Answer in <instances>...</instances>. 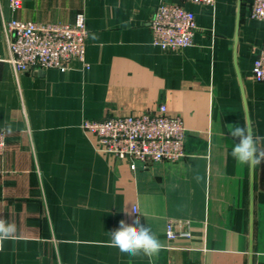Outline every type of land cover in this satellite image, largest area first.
Returning <instances> with one entry per match:
<instances>
[{"label": "crops", "instance_id": "0c3cea01", "mask_svg": "<svg viewBox=\"0 0 264 264\" xmlns=\"http://www.w3.org/2000/svg\"><path fill=\"white\" fill-rule=\"evenodd\" d=\"M160 1L24 0L14 10L0 0L4 56L14 18L73 23L83 12L89 31L86 64L0 66V219L18 229L0 264H264V162L239 165L231 154L239 138L229 130L246 123L264 138V81L251 78L264 20L250 17L253 0L188 4L194 41L165 51L150 27ZM161 103L186 128V155L176 161L132 170L100 153L82 126L158 112ZM137 217L164 243L158 254L109 246L119 222ZM170 222L190 235L169 238Z\"/></svg>", "mask_w": 264, "mask_h": 264}, {"label": "built area", "instance_id": "2783aa9c", "mask_svg": "<svg viewBox=\"0 0 264 264\" xmlns=\"http://www.w3.org/2000/svg\"><path fill=\"white\" fill-rule=\"evenodd\" d=\"M24 0H9L18 10ZM217 0H161L154 9L150 27L152 43L165 51H177L191 45L197 30L196 13L188 4L215 5ZM250 17L264 20V0H253ZM9 55L0 54V66L8 62L17 71L59 68L66 71L72 62L85 63L89 31L85 13L75 22H40L14 18L6 23ZM251 78L264 81V42L256 56ZM83 128L95 136L96 149L106 156L125 161L132 170L161 161H176L186 155V128L181 116L167 113L161 103L158 112L106 115L102 119H86ZM7 131L0 128V154L6 147ZM169 238L185 235L175 224H168Z\"/></svg>", "mask_w": 264, "mask_h": 264}, {"label": "clouds", "instance_id": "9594fccd", "mask_svg": "<svg viewBox=\"0 0 264 264\" xmlns=\"http://www.w3.org/2000/svg\"><path fill=\"white\" fill-rule=\"evenodd\" d=\"M229 130L232 137L239 138V143L232 147L231 153L239 165L255 168L264 162V148L259 147L261 140H264V138L254 136L246 123L243 128L230 125ZM142 214L144 217L146 216L145 213L142 212ZM17 232L15 222L0 219V251H3L5 241L18 238ZM110 236V247L118 248L121 253L133 257L140 255L153 256L165 247L164 243L152 232L150 226L141 225L138 217L132 225H128L121 220L119 228L111 232Z\"/></svg>", "mask_w": 264, "mask_h": 264}, {"label": "rangeland", "instance_id": "374dc122", "mask_svg": "<svg viewBox=\"0 0 264 264\" xmlns=\"http://www.w3.org/2000/svg\"><path fill=\"white\" fill-rule=\"evenodd\" d=\"M156 8V7H155Z\"/></svg>", "mask_w": 264, "mask_h": 264}]
</instances>
